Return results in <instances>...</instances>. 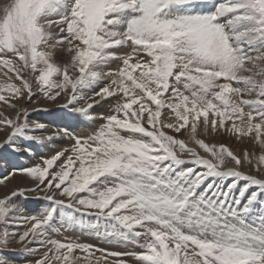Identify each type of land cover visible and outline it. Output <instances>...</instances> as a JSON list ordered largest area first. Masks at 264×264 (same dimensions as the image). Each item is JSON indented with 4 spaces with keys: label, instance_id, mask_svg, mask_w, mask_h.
Masks as SVG:
<instances>
[{
    "label": "snow or ice",
    "instance_id": "snow-or-ice-1",
    "mask_svg": "<svg viewBox=\"0 0 264 264\" xmlns=\"http://www.w3.org/2000/svg\"><path fill=\"white\" fill-rule=\"evenodd\" d=\"M0 75L2 146L70 142L14 170L32 186L0 197V246L32 264H264V0H5ZM41 94L95 127L30 121ZM217 133L260 155L206 143ZM27 193L48 206L26 215Z\"/></svg>",
    "mask_w": 264,
    "mask_h": 264
},
{
    "label": "rangeland",
    "instance_id": "rangeland-1",
    "mask_svg": "<svg viewBox=\"0 0 264 264\" xmlns=\"http://www.w3.org/2000/svg\"><path fill=\"white\" fill-rule=\"evenodd\" d=\"M62 58L63 57H58V62H63L61 60ZM114 66L115 65H113V67ZM1 76L2 75H0V77ZM2 78L3 77L0 78V82H3L4 78L3 79ZM13 82H16V81L13 80ZM36 102H38V104L34 106V104ZM64 102H65L64 99H59L58 102L52 103V102L47 101L46 99H44L42 94L39 95V96H34L32 98V102L27 105V107L31 110L30 111V115H29V120L32 121V122H36L37 121L38 123H43V124H45L47 126L48 129H51V130H55V129L61 128V127H69V128H71V129H73L75 131H76V128H77V132H81L80 129H79V128H81V125L78 124V123L82 122V120H87V119L82 117L80 114L73 112L71 106H69L68 108H64L62 106L64 104ZM107 103L108 104L106 105L105 109L103 111H101L100 113L106 112L108 110V108H109L108 105L113 103V101L109 100ZM9 110L10 109L5 107L3 104H0V112H3L5 115H7L9 113L8 112ZM94 110L97 111V107H95ZM77 125H79V126H77ZM3 130H5V128H0V136H2L3 134H5L6 132L9 131L8 129H6L5 131H3ZM90 131H86V132H90ZM168 131H169V134H173L171 132V130H168ZM34 134H36V135H40V134L48 135L49 133L48 132H43L42 133L41 131H37ZM3 137H2L3 140L0 141V180H2V181L5 180V177L6 178L7 177L9 178V176L11 177L12 173L14 172V170L20 169V168H23V167H30V166L34 165L35 163L40 162L43 157L49 156L52 153V151L50 153H48V154H44L43 156L39 155V148L43 144H45V143H53L54 142V145H58L60 140H64L63 138L62 139L60 138V139L55 140L53 142L45 141L43 144H37L35 142H32L31 145H29L28 142H23V141L18 140L16 147L27 149L30 146L31 147V151L29 152L27 150L14 151L12 146H2L4 141L7 139V135L5 134V136H3ZM180 138H184V139L187 140L186 136H181ZM205 139H206V143H209V144L224 143L230 149L236 151L239 154H242L244 150H247L250 155L254 154L257 157L260 155L259 145L255 144L254 141H252L249 138H244V139L238 141L231 134L217 133V134H213L211 136H208ZM66 144H63V146L61 148L68 147L70 142L67 140ZM189 144H190V146H192L190 141H189ZM58 149H60V148L58 147ZM199 151L202 152V150H199ZM28 157H30V158L33 157L34 160L32 162H30V163L25 162V160ZM21 160H24V162L21 161ZM263 170H264V167H262L261 171H263ZM16 174H19V172H17ZM250 174H261V173H257L255 168H252L250 170ZM6 175H8V176H6ZM26 178H28V177L26 176ZM28 179L31 180L30 178H28ZM21 187H29V186H21ZM26 195H27V199H25L24 197H17L15 199V203L18 204L22 208V210L25 212L26 215L37 214L40 211H42L45 207L48 206V202L46 200L42 199V198L38 199L36 193H27ZM39 206H41V207H39ZM34 208L37 211H35ZM57 225L59 227L60 223L58 222ZM68 229L70 231H74L73 233H76V230H73L72 228H68ZM14 230L17 231V232H22L24 230V228L23 229L15 228ZM69 230L68 231H61L60 235L64 236V237L66 235V237L69 238V239H73V238L79 239L82 242H87L88 239H89L88 243H92V241L95 239L93 236H91V235H89L87 233H83L84 235L81 236L82 238L78 237V234L76 233V234L72 235L73 236V238H72L70 236ZM0 231H2V229H0ZM62 233L65 234V235H62ZM78 233H81V231L79 230ZM68 234H69V236H68ZM86 237L88 238V239H86L87 241L83 240ZM93 242H94V244H97L99 247H104V248H106L109 251H120V250H122V248L120 246H117V245L115 246L114 243L109 244V243H105L104 241H96V240H94ZM30 248H32V246H30ZM5 252H8V253H5ZM16 253L19 254V255L21 253H22L21 255H25L23 264H29L30 262H31L30 264H32V262L34 260L39 258V256L37 255L36 252H33L31 250H29V251L22 250L20 245L16 243L15 238H13L11 240V242L8 243V245L6 247L0 246V258H3V259L6 260L5 257L7 255H10L9 257L16 256Z\"/></svg>",
    "mask_w": 264,
    "mask_h": 264
},
{
    "label": "bare ground",
    "instance_id": "bare-ground-1",
    "mask_svg": "<svg viewBox=\"0 0 264 264\" xmlns=\"http://www.w3.org/2000/svg\"><path fill=\"white\" fill-rule=\"evenodd\" d=\"M5 2V0H0V4H3ZM62 61L64 60V58H62L61 59ZM1 77H3V76H1ZM0 77V78H1ZM3 79V78H2ZM58 102V101H57ZM38 104V102H36L35 104H34V106L35 105H37ZM108 103H102L101 105H99V106H97V111L96 110H94V112H93V114L94 115H98L101 111H103L104 109H105V107H106V105H107ZM109 106V105H108ZM8 112H10V110L8 111ZM101 114V113H100ZM37 122V121H36ZM78 124H80L81 125V128H79L80 129V131L81 132H86V131H90L93 127H95V125H93V123H92V121H88V120H82V122H80V123H78ZM77 126H79V125H77ZM74 128V127H73ZM71 129V128H70ZM75 129V128H74ZM78 129V130H79ZM6 130V129H5ZM5 130H3V131H5ZM54 131V130H53ZM76 131H77V128H76ZM6 135H7V132L5 133ZM5 134H3L2 136H0V141L1 140H3L2 139V137L3 136H5ZM4 138V137H3ZM62 139V138H61ZM64 140H60L59 141V143H58V145H54V142L53 143H45V144H43L40 148H39V155H44V154H48V153H50L53 149H58V147L59 148H61L62 146H63V144H66L67 143V139L66 138H63ZM24 145V144H23ZM67 145V144H66ZM28 146V145H27ZM54 147V148H53ZM26 148V147H25ZM38 148V147H37ZM36 149V148H35ZM34 149V150H35ZM9 153V152H8ZM34 160V158L32 157V158H30V157H28L26 160H25V162H27V163H30V162H32ZM21 161H23L24 162V160H21ZM15 166V165H14ZM5 167V166H4ZM247 170V169H246ZM11 171V170H10ZM9 171V172H10ZM8 172V173H9ZM259 173H261V174H257V175H264V170L263 171H261V172H259ZM10 174V173H9ZM6 176H8V175H6ZM2 177V176H1ZM3 179V178H2ZM21 186H29V187H31L32 185H31V180H29L28 178H26V176L24 175V174H15V175H12L11 177L9 176V178L7 177H5V180L3 181V183H0V197H2L5 193H8V192H10V191H14V190H16V188L17 187H21ZM39 207H41V206H39ZM35 209V208H34ZM41 210V209H40ZM35 211H37L36 209H35ZM58 226V225H57ZM18 229H23V227H19ZM69 230V229H68ZM67 230V231H68ZM78 231H79V229H76V233L78 234V237H81L82 235H84L82 232L81 233H78ZM69 232H70V236L73 238V236L72 235H74V234H76V233H73L74 231H70L69 230ZM64 233V232H63ZM62 233V235H65V234H63ZM68 233V232H67ZM87 235V234H86ZM68 236H69V234H68ZM65 237H66V235H65ZM85 237V236H84ZM82 238V237H81ZM73 239H75V238H73ZM86 239H88L87 237L86 238H84L83 240H86ZM93 240V239H92ZM95 240V239H94ZM93 240V241H94ZM87 241V240H86ZM88 241H89V239H88ZM87 241V242H88ZM91 241V240H90ZM92 241V243H94ZM15 244V243H14ZM13 245V244H12ZM116 246V245H115ZM19 247V246H18ZM34 247H36L35 245H32V248H34ZM116 250V249H115ZM11 252V251H10ZM5 253H8V252H5ZM12 253V252H11ZM22 254V253H21ZM19 255V254H17L16 253V256H11V257H9L10 255H7L5 258H6V260H7V262H8V264H23V262H24V256L25 255ZM24 254V253H23ZM37 255L39 256L40 254L39 253H37ZM29 261V260H28ZM31 263V262H30ZM29 263V264H30Z\"/></svg>",
    "mask_w": 264,
    "mask_h": 264
}]
</instances>
